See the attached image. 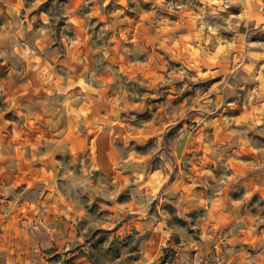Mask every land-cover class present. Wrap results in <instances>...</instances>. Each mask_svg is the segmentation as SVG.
I'll return each mask as SVG.
<instances>
[{
    "label": "clouds",
    "instance_id": "1",
    "mask_svg": "<svg viewBox=\"0 0 264 264\" xmlns=\"http://www.w3.org/2000/svg\"><path fill=\"white\" fill-rule=\"evenodd\" d=\"M116 2L0 0V222L8 223L0 264H41L57 244L94 253L97 230L123 221L127 243L113 255L112 237L104 240L101 264H264V202L254 195L264 183H248L264 177V0ZM137 17L149 45L127 28L119 30L124 42L110 35V18ZM113 44L122 88L111 75ZM169 90L161 113L148 118L150 102ZM50 109L58 122L38 131ZM188 120L191 129L179 126ZM86 133L110 136L119 179L92 178L99 156L93 163L75 145ZM185 141L206 162L193 158L189 173L177 171ZM25 160L42 173L39 186L15 176ZM173 176H185L186 191Z\"/></svg>",
    "mask_w": 264,
    "mask_h": 264
},
{
    "label": "rangeland",
    "instance_id": "2",
    "mask_svg": "<svg viewBox=\"0 0 264 264\" xmlns=\"http://www.w3.org/2000/svg\"><path fill=\"white\" fill-rule=\"evenodd\" d=\"M65 3H67L70 7L75 8L78 4V0H65ZM120 7V5L116 2V0H113V4L109 5V8L111 7ZM132 15V14H130ZM96 18H94L95 22ZM121 20L123 21V18H121ZM109 23L112 24V28L113 31L110 33V35L112 34H118L119 40L121 42H124V32L119 31L120 29H130V32L128 33L130 36L135 37L137 35H139L140 39L145 43V45H149L150 44V38L147 36L146 31L144 28H142L140 26V18L137 17L136 21L132 24H129L128 22L124 21L121 22L119 24H116L111 18L108 21ZM103 21L100 22L101 26H103ZM119 45L117 44H113V56L115 57L114 59H112L110 62L112 64V68L113 71L111 73L112 76H119V84L121 86V88L124 86L125 81L127 79V77L124 74V70H123V61L120 60V58L118 56L115 55V49L118 47ZM108 61H106L107 63ZM63 63H61L60 67H63ZM141 79H148L147 76H141ZM143 91L145 92H149V89H143ZM173 93L171 92V90H169V92L165 95L160 97L157 101H152L150 103L154 104L155 107H149L148 109V118H154L156 115H159L161 113V106L163 104H166L168 102L167 100V96L168 95H172ZM107 95L109 96H114L115 95V90L109 91L107 93ZM5 99L6 98H0V107L4 106L5 103ZM105 108L108 107L107 104L104 105ZM242 110V109H241ZM54 109H50L49 112L44 113L42 112L41 115L43 117V120L41 122V127L40 129H38V131H43L46 129L47 127V123L49 121V119L51 118L52 120H55L58 122V117L53 115ZM7 119H19L18 116L14 115L13 113H9L6 117ZM180 127H187L189 129H191L193 127L191 120L188 121H183L181 122V124L179 125ZM7 128V126H5ZM32 128V125H29V129ZM209 131H211L213 133V137H215V129L211 128L208 129ZM61 131L65 132V136L66 139L68 136L71 135V130H70V126L65 123L64 125L61 126ZM120 131H124L123 129H121ZM48 134L50 135L51 132H48ZM124 135H127V133L125 132ZM186 147H187V152H184L183 150L181 151V159H182V166L181 168H178V172L179 171H183L185 173H189L190 171H192V163H190L189 161L192 160L193 158H197L200 160L201 162V166L205 165V161H203V156H204V152L202 150H200L199 145L193 143V142H188L185 141ZM75 145L76 148L80 151V152H84L85 150L88 151L89 154V158L90 160L95 163L96 159H97V155L99 156L101 162H102V170H96L95 168H93V179L98 178L99 176H101L102 174H108L109 172H111L114 176L115 179H119L118 175L115 174V172L112 169V152H111V139L110 136H101V135H96V134H90V133H86L85 134V138L84 139H78L75 141ZM93 145H96V149L93 148ZM98 149V152H97ZM236 151L245 159H250L251 158V154L250 153H246L243 149L241 148H237ZM23 166L22 167H18L15 170V176L17 178H19L21 180V182L23 183V181L28 180L33 182V179H30L31 177H34V175L37 173V171L35 170V168L31 167L28 163V161H23L22 162ZM36 168L40 167L38 164L35 166ZM185 176H173L172 179V186H179L181 191H186V189L183 188V185L185 183ZM248 183L251 184H261L264 183V177H260V176H254V175H250L248 177ZM255 198L259 201L264 202V191H259V192H255L254 193ZM97 212L100 211V209L97 206ZM23 215V213H22ZM231 215L233 217H235L236 212L235 209H233ZM126 226H128V222L127 221H123L118 225V228L109 232L107 230H97V232L94 234V236L92 237L93 239H95L96 235H101V233H103V235H101V239L97 242L96 245H94L93 247L96 249V251L94 253H89L87 252L82 246L78 247V248H74L72 250L71 253H65L62 250L61 245L57 244L53 249L47 251L44 255V259H48L49 260V264H58V262L61 260V258L64 255H71V258L64 261V264H101V255L103 254V249L100 247V245L103 243L104 240H106L109 236L112 237V249L111 252L113 255H118L120 252V245L121 243H127V241H123L122 237L124 234V230H126ZM132 228V231L139 234V229L136 225H130ZM8 228V223L7 222H0V236H2L5 232V230ZM215 230V229H214ZM65 231L69 234H71L72 232V227H66ZM149 236H151V234H148ZM240 243L247 245L248 241L247 240H241ZM165 252L169 253L170 255L174 253L173 249H165ZM79 253V255H77L76 253Z\"/></svg>",
    "mask_w": 264,
    "mask_h": 264
},
{
    "label": "crops",
    "instance_id": "3",
    "mask_svg": "<svg viewBox=\"0 0 264 264\" xmlns=\"http://www.w3.org/2000/svg\"><path fill=\"white\" fill-rule=\"evenodd\" d=\"M42 175V173L37 172L34 177H31L30 179H33V184L36 186H39L41 184V180L39 179L40 176ZM52 217L55 218L56 216V210L55 208H53L52 213H51ZM41 264H49V260L48 259H44L41 261Z\"/></svg>",
    "mask_w": 264,
    "mask_h": 264
}]
</instances>
